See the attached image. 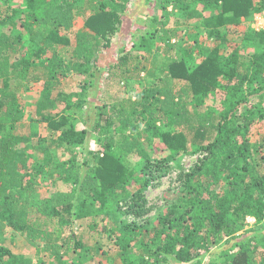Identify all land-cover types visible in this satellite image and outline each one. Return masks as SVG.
<instances>
[{
	"label": "trees",
	"instance_id": "1",
	"mask_svg": "<svg viewBox=\"0 0 264 264\" xmlns=\"http://www.w3.org/2000/svg\"><path fill=\"white\" fill-rule=\"evenodd\" d=\"M136 1L0 0V264H85L65 259L86 247L75 233L79 221L109 234L118 264H202L215 252L222 264H264V165L255 155L263 143L252 142L264 121V29L238 31L264 11V0H146L140 32L105 68L125 90L144 76L152 84L134 95L109 90L107 101L54 95L69 77L85 93L99 86L100 58ZM25 80L44 82L31 120L46 123L48 136L36 143L14 130L27 111L17 94ZM79 118L85 127L78 128ZM90 138L99 149L87 148ZM64 145L67 159L59 154ZM203 151L206 158L183 172L181 194L159 225L126 219L146 210L137 202L123 209L131 188L143 192L152 177L174 168L171 162L181 168L184 154ZM43 180L63 189L33 204ZM248 217L256 219L251 228ZM8 228L37 247L35 259L5 246Z\"/></svg>",
	"mask_w": 264,
	"mask_h": 264
},
{
	"label": "rangeland",
	"instance_id": "2",
	"mask_svg": "<svg viewBox=\"0 0 264 264\" xmlns=\"http://www.w3.org/2000/svg\"><path fill=\"white\" fill-rule=\"evenodd\" d=\"M146 0H137L135 3H132V6L128 12L125 13V20L121 27V30L117 32L112 37V46L104 51L102 57L100 58L99 62V73H98V85L91 86L86 93L84 89L80 86V82L75 79L74 77H69L62 79L55 87L54 95L58 92H63L65 94L77 92L80 94L81 97H85L86 102L92 99V95H97L99 100H106L108 99V91L110 94L118 91L117 95H134L137 92L141 91L143 87L146 85H151L153 82L152 77L144 76V80L142 83L138 81L131 82L129 87L125 90L123 87L122 82L119 83L118 80L113 82L107 77V68L114 60L118 58L120 55V49L122 46L128 45L130 40L133 36V32L139 33L140 31L135 30L136 27H139L140 24L138 23L139 19L142 15L145 17L149 16V5L146 3ZM171 8V7H170ZM158 11V10H156ZM159 12V11H158ZM160 13V12H159ZM196 20L191 21L190 25L187 28L193 27ZM83 25V20L78 21L77 27H81ZM170 25H174V20L170 22ZM247 27H252L257 30L264 29V11L255 13L252 17L246 19L244 23L238 27V31H242L247 29ZM129 28V29H127ZM128 30V34L123 36L121 34L122 31ZM189 30L185 28L180 31V36L187 34ZM74 33V32H73ZM72 32L69 33L71 37L72 43H75V37ZM205 38V37H202ZM213 40V39H212ZM209 40L210 44H214L215 42ZM217 42V41H216ZM237 43V42H236ZM228 50H231V47H228ZM21 53H25L23 49ZM20 55L14 54L13 60H18ZM33 71H35L33 69ZM23 86H19L17 90V94L20 100V103L26 107V115L24 119L17 124L14 128L16 133H22L32 136V143H36L39 136H48V129L46 123H35L31 120V117H36V102L40 97V91H42L44 87L43 81H35L29 80V83L25 80L23 81ZM28 83V84H27ZM15 85L16 83L13 82ZM27 85V86H26ZM116 95V96H117ZM75 98V97H74ZM77 98V97H76ZM209 103L212 104L213 101L209 100ZM60 107L58 109L61 110L63 105L62 102L59 103ZM86 115H90L91 111H89V107L85 108ZM89 113V114H88ZM78 128H83L86 125L84 121L80 118L76 122ZM253 144L257 145V143H263V146L260 147L258 150L255 149L256 160L264 165L263 160L259 159L261 157V151H264V121L258 122L254 127V134L252 136ZM20 148H25L26 144H19ZM89 149H99V145L97 144L95 138H90L89 143L87 145ZM59 149V154L62 158L67 159L69 157V153L71 150L68 149L67 145H64ZM26 152L29 154L34 155L36 160H40L42 158V154L33 148H27ZM85 152L84 148L79 147L77 149V155L81 157ZM208 155L207 151H203L199 154L191 155V154H184L181 158L180 165L181 168L176 166L174 162H171L170 165L174 166L169 172L164 175L158 174L157 176L152 177L150 184L147 188L141 192L136 193L139 186H135L130 189L127 193L130 195V198L127 201H122L121 206L123 209L130 211L131 207L134 208L135 202L138 205L143 203V206L146 208L145 211H142L143 214H136V210L127 214L126 219L130 223H137V224H146L149 223L150 225H159L161 220V216L166 213L169 202L175 201L181 194V190L184 186V178L183 172H186L191 167L199 164L203 159L206 158ZM80 159V158H79ZM133 163L138 161V156H131L130 159ZM43 185L36 193H39V196H36L37 200H32L33 204L38 203V201L43 200L47 196L53 194L56 189H63V183L53 185L50 184V180H43ZM143 202H141V201ZM139 201V202H138ZM40 204V203H39ZM135 212V213H134ZM247 223H249L250 227L255 225L256 219L254 217H248ZM248 227V226H247ZM100 228V225H99ZM70 230L68 231V234ZM75 233L80 235V240L85 243L83 249L77 250V254L72 251L71 255L66 256L65 259H70V257L77 256L81 259L85 264H118L119 261L113 260L115 250L117 247L113 243L112 239H110L109 234L97 230H90V222L82 221L77 222L75 226ZM6 242L5 246L9 247L13 252L16 254H24L28 257L35 259L37 254V247L31 245L27 238L24 235H21L11 228H8L6 231ZM217 251V250H216ZM218 253V252H215ZM210 254L202 264H222V260L224 259L221 255L217 254ZM46 259H53V257L46 256ZM175 264V263H171Z\"/></svg>",
	"mask_w": 264,
	"mask_h": 264
}]
</instances>
